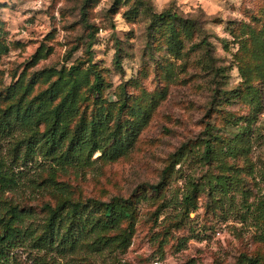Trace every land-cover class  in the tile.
Here are the masks:
<instances>
[{
  "label": "rangeland",
  "instance_id": "rangeland-1",
  "mask_svg": "<svg viewBox=\"0 0 264 264\" xmlns=\"http://www.w3.org/2000/svg\"><path fill=\"white\" fill-rule=\"evenodd\" d=\"M7 224L4 264H264V0H0Z\"/></svg>",
  "mask_w": 264,
  "mask_h": 264
},
{
  "label": "trees",
  "instance_id": "trees-1",
  "mask_svg": "<svg viewBox=\"0 0 264 264\" xmlns=\"http://www.w3.org/2000/svg\"><path fill=\"white\" fill-rule=\"evenodd\" d=\"M166 18H169L170 20L175 21L176 19H179V17L176 14H169L167 16L166 14H161L159 15V21L166 20ZM92 45H90L91 49ZM74 71V70H72ZM64 79L62 76H60L55 83H53L47 90L43 91L40 93L38 98L40 100H43L47 95H54L56 94L62 87H64ZM102 77L99 74H96L94 84H93V90L98 93L99 95L101 94L102 91ZM74 94V87H71L65 97L62 99L60 104L55 108L54 114L55 118L58 120L62 114V109L65 107L66 103L72 98ZM53 137V141H55V136ZM205 153L204 157H201L203 160L207 161L208 163H211L212 161H215L218 159V155L215 153L214 149L212 148V145L210 141L206 142L205 144ZM234 147H230L226 153L233 154L234 152ZM217 186L220 187V189L228 193V190L231 187V184L227 181V177L221 176L220 178H217ZM191 201V198L187 197V201ZM101 207L103 208L104 216L107 220L106 225L108 224H116L119 221L120 214L118 213L119 210L116 209L115 205L113 202L109 203H102ZM80 211V206L79 205H74L72 210L70 211V215H78ZM57 212H54V215L57 216ZM122 217V216H121ZM55 218V216H54ZM84 219V218H83ZM56 230V227L53 224L49 225V231L53 232ZM4 234L2 237H0V264H4V261L6 260L5 255L7 254L8 251H10L11 248H14L17 246V243L19 242V237H20V231L16 228H12L10 224H7L5 226Z\"/></svg>",
  "mask_w": 264,
  "mask_h": 264
}]
</instances>
